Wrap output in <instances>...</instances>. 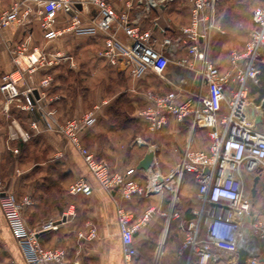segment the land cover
I'll return each mask as SVG.
<instances>
[{"label":"built area","instance_id":"2783aa9c","mask_svg":"<svg viewBox=\"0 0 264 264\" xmlns=\"http://www.w3.org/2000/svg\"><path fill=\"white\" fill-rule=\"evenodd\" d=\"M137 1L150 10L162 1L172 0ZM218 1L185 0L190 9L188 23L182 25L174 37L163 36L161 39L154 35L153 29L143 27L139 15L131 16L128 9H115L110 0H14L8 9L0 12V31L13 23H25L35 12L47 39H54L66 31L77 36L103 35L99 55L110 65L128 68L136 78L153 71L162 81L168 82L169 88H151L144 93V107L138 111V116L149 132L160 131L170 118L178 122L189 120L191 132L196 128L208 131V146L193 148L189 139L181 147L179 161L166 174L156 163V152L145 175L135 166L113 171L107 161L97 158L82 143L85 131L96 125L105 101L61 122L54 109L37 104L43 97L38 87L20 89L23 68L2 75L0 98L5 102L4 110L25 97L22 107L30 112L38 110V119L32 123V128L36 129L41 121L48 129L65 134L83 157L92 176L114 197L124 264H149L142 261L136 236L159 216L165 218L168 228L176 221L183 231L176 249V259L182 264H217L230 253L235 255L230 264H237L239 248L249 252L244 264H264V214L256 211V195H252L250 187L247 189L246 186L248 176H264V97L259 104L253 105L251 100L252 87L259 85L264 72V0H258L252 9L253 26L244 47L230 52L229 65L225 68L213 60L210 51L214 35L225 33L217 12ZM79 3L91 4L97 9L89 24H84L79 16ZM131 5L128 4V8ZM58 13L66 15V26L62 29L56 28ZM154 28L161 33L165 31L157 22ZM120 30L125 33L126 40L120 38ZM24 50L22 44L15 51L23 53ZM179 50L184 54L177 56ZM65 58L72 60L58 51L42 52L33 62L52 66ZM172 61L185 83L174 84L168 79L166 73ZM50 83V75L41 80L42 87ZM14 135L23 141L31 138V132L21 128ZM137 141L142 143L139 137ZM149 150L155 151V148L149 145ZM188 176L194 183L193 217L190 219L181 213L178 197ZM92 190L86 177L76 179L68 187L71 195H89ZM136 195L160 196L161 200L167 201V209L156 203L135 217L124 203ZM0 196L27 264H78L69 259L67 248L47 247L39 240L40 231L58 228L55 220L39 229L27 226L24 211L34 204V200L25 196L18 201L14 193L4 187L1 170ZM72 214L73 210L67 209L63 218ZM78 237L95 239L97 228L88 224L86 229L78 232ZM151 264L163 263L157 258Z\"/></svg>","mask_w":264,"mask_h":264},{"label":"crops","instance_id":"0c3cea01","mask_svg":"<svg viewBox=\"0 0 264 264\" xmlns=\"http://www.w3.org/2000/svg\"><path fill=\"white\" fill-rule=\"evenodd\" d=\"M13 1L0 0V12L8 9ZM177 1L179 0L162 1L158 6L146 10L137 0H110L115 9L119 11L128 9L131 16L139 15L143 27L153 29L158 39L163 36L174 37L177 30L188 23L189 7L185 0H180V8L173 7ZM131 3L128 8V4ZM37 8L35 5L34 9ZM78 8L84 24H89L97 14L96 7L91 4L79 3ZM35 15L33 12L25 23L20 25L13 23L0 31V82L4 73L23 68L24 76L19 82L20 89L38 87L43 97L37 104L54 109L61 122L105 101L96 125L85 131L82 143L89 151L94 152L97 158L107 161L113 171L137 167L149 150L150 143L147 142V138L154 139L156 132H149L143 123L146 128L145 138L141 136L139 138L145 142L137 145V133L127 132L126 125L137 121V107L142 100L145 103V91L151 88H169L168 82L162 81L153 71L136 78L131 75L128 68L110 65L99 55L103 46L101 34L77 36L71 31H66L54 39H47ZM155 22L165 28L163 33L157 28L155 30ZM65 26L66 15L58 13L56 28L62 29ZM119 36L126 40L122 30L119 31ZM22 44L25 45L23 53L16 52V48ZM56 51L69 56L72 60L65 58L52 66L40 61L33 62V59L42 52ZM183 54V50L177 51V56ZM81 56L85 57L81 60ZM31 67H34V70H31ZM64 72L87 78L84 86L80 87L84 93H75L72 103L69 102V95L65 91L67 87L62 81L65 77ZM47 75H50L51 83L47 87H42L41 80ZM166 75L174 84L185 83L174 61L169 65ZM74 80L76 85L74 83L71 85L74 86L73 91L77 92L78 80ZM257 97V93L251 92L253 105L259 104L264 96L259 102L256 101ZM25 102L26 98L22 97L20 102L14 101L8 110H4L5 102L0 98V170L4 187L10 189L18 201L25 196H31L34 200V204L24 211L27 226L30 229H39L50 220L59 221L57 229L40 231L39 240L47 247L67 248L69 259L76 260L78 264H124L114 197L92 176L83 157L65 134L56 129H48L41 121H38L36 129L32 128V123L38 119V110L30 112L24 109L22 105ZM171 119L175 120L170 118L167 126ZM182 122L190 125L189 120L180 123ZM19 128L31 132L28 141L15 137L14 134ZM183 141L178 139L176 144L179 152L187 143ZM157 146L161 152V146ZM163 162L166 164L165 160ZM160 164L163 168L162 163ZM37 175L39 177H36ZM80 177H86L91 183L93 187L91 194H69L68 183ZM258 193L259 189L255 199ZM152 197L136 195L124 205L137 217L151 205L150 203L142 208L140 202L146 203ZM157 203L164 205V200L159 199ZM257 204L255 203V206ZM67 209L73 210V214L63 218V213ZM88 224H93L97 228V237L92 240L79 239L78 232L86 229ZM138 237L139 235L136 236V245ZM234 256L230 253L217 264H230ZM178 262L182 264L181 261ZM0 264H27L1 205V196Z\"/></svg>","mask_w":264,"mask_h":264},{"label":"rangeland","instance_id":"374dc122","mask_svg":"<svg viewBox=\"0 0 264 264\" xmlns=\"http://www.w3.org/2000/svg\"><path fill=\"white\" fill-rule=\"evenodd\" d=\"M181 1H177L173 7L180 8ZM258 4V0H219L217 5V12L219 17L221 18L222 27L225 30V33L215 34L212 43H211V56L213 60L222 66H227L229 62V55L232 50L242 49L245 41L248 38L251 26H252V9L254 6ZM181 17V16H177ZM224 20V21H223ZM84 42H81V44ZM81 44H79L81 46ZM79 46V47H80ZM83 48V47H82ZM85 56H81V60ZM66 71V70H65ZM65 77L62 80L64 82V86L67 94L69 95V102L72 103L75 93H84V90L80 87L84 86L87 78L85 76L74 75L71 73L64 72ZM77 77V78H76ZM77 79L78 86L77 92L73 91V85ZM62 82V83H63ZM72 87H71V86ZM76 85V83H74ZM70 88V90H69ZM146 90V88H145ZM144 91V90H143ZM144 107V101L140 103L137 107V111ZM71 116V115H68ZM67 118V117H66ZM65 118V119H66ZM64 120V119H63ZM143 119H138L137 122L127 123V132L137 133V138L141 136L143 139L146 134L145 125L143 124ZM145 123V122H144ZM173 128H171V126ZM170 126V127H169ZM175 127V128H174ZM182 127V128H181ZM143 139H140L142 142ZM178 139H183V143L188 139L191 140L192 146L194 148H204L208 146L210 139L208 136V131L204 128H196L191 132L190 125L186 122H178L176 120L171 119L169 125L156 132L155 138H147V142L150 143L151 146L155 148L156 152V163L163 173H168L169 169H172L176 163L179 161L180 152L176 148V144ZM138 145V141H137ZM161 146V152L158 149V146ZM185 146V144H184ZM160 152V155H158ZM166 161V164L163 162ZM36 177H39L37 175ZM193 182V181H192ZM190 181V178L187 179V183H185L178 192V197L181 203V213H183L190 205H192V196L194 192V183ZM72 183V181L70 182ZM68 183V184H70ZM253 178L252 176H248L247 178V189L252 185ZM258 197L255 203H258L255 206L256 211L264 214V177H262L261 181L258 184ZM167 194H164V196ZM60 198V197H59ZM160 199V196H153L151 199L144 202H140L142 208L145 205L151 203L156 204ZM163 209H167V201L164 199ZM166 226V221L163 216H159L150 226L146 228L144 232H142L137 238V246L140 249V252L143 256L145 263H153L159 255L161 240L163 239L164 229ZM183 238V231L178 226L176 221L170 223V226L167 231L166 239L163 244V249L160 254V260L163 264H179L176 259V249ZM147 262H146V261Z\"/></svg>","mask_w":264,"mask_h":264},{"label":"water","instance_id":"95a60500","mask_svg":"<svg viewBox=\"0 0 264 264\" xmlns=\"http://www.w3.org/2000/svg\"><path fill=\"white\" fill-rule=\"evenodd\" d=\"M34 93H35L36 96H38L37 90H35ZM154 158H155V151L148 150L145 153V155L143 156V158L139 161V163L137 165V168L140 171H142V173L145 175L147 173V171L149 170V168L151 167V165H152V163L154 161ZM260 178H261L260 175H256L253 178V183H252V188H251L252 195H255L256 194L257 184H258V181L260 180ZM55 223L57 224V223H59V221H56ZM162 249H163V245H161V247H160V251H159L160 253L158 255V259L160 258V254H161ZM248 255H249L248 250H246L244 248H239L237 250V256H238L237 264H244L245 261H246V257Z\"/></svg>","mask_w":264,"mask_h":264},{"label":"trees","instance_id":"16d2710c","mask_svg":"<svg viewBox=\"0 0 264 264\" xmlns=\"http://www.w3.org/2000/svg\"><path fill=\"white\" fill-rule=\"evenodd\" d=\"M255 7V6H254ZM252 26H253V21H252ZM252 26H251V29H252ZM250 29V30H251ZM246 42V41H245ZM244 47V46H243ZM240 50V49H239ZM252 93H257L258 94V97L256 99L257 102L260 101V99L264 96V72L261 76V81L259 83V85H256V86H253L252 87V90H251ZM137 118L138 119H141L138 115H137ZM142 120V119H141ZM137 122V121H135ZM144 123V122H143ZM194 148V147H193ZM190 178V181L192 182V177L191 176H188L187 179ZM187 183V182H186ZM193 204L190 205L183 213L185 215L186 218L190 219L193 217L192 215V208H193ZM142 255V254H141ZM142 261H144L143 259V256H142ZM146 261V260H145ZM147 262V261H146Z\"/></svg>","mask_w":264,"mask_h":264},{"label":"bare ground","instance_id":"6f19581e","mask_svg":"<svg viewBox=\"0 0 264 264\" xmlns=\"http://www.w3.org/2000/svg\"><path fill=\"white\" fill-rule=\"evenodd\" d=\"M143 142V141H142ZM167 231H168V227L167 226H165V229H164V234H163V239L161 240L162 242H161V245H163L164 244V242H165V239H166V235H167ZM254 240V239H253Z\"/></svg>","mask_w":264,"mask_h":264},{"label":"flooded vegetation","instance_id":"af4514ba","mask_svg":"<svg viewBox=\"0 0 264 264\" xmlns=\"http://www.w3.org/2000/svg\"><path fill=\"white\" fill-rule=\"evenodd\" d=\"M251 188H252V185L250 186V193H251ZM257 190H258V185H257ZM256 193H257V191H256Z\"/></svg>","mask_w":264,"mask_h":264}]
</instances>
